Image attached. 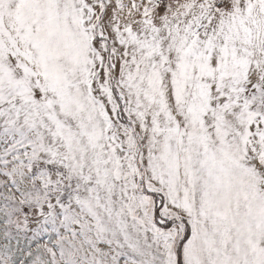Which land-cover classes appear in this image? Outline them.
Masks as SVG:
<instances>
[{"label": "snow or ice", "instance_id": "snow-or-ice-1", "mask_svg": "<svg viewBox=\"0 0 264 264\" xmlns=\"http://www.w3.org/2000/svg\"><path fill=\"white\" fill-rule=\"evenodd\" d=\"M0 264H264V0H0Z\"/></svg>", "mask_w": 264, "mask_h": 264}]
</instances>
